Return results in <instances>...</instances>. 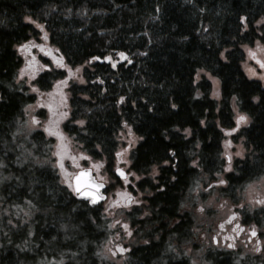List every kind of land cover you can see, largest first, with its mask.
Here are the masks:
<instances>
[{
	"label": "trees",
	"instance_id": "obj_1",
	"mask_svg": "<svg viewBox=\"0 0 264 264\" xmlns=\"http://www.w3.org/2000/svg\"><path fill=\"white\" fill-rule=\"evenodd\" d=\"M261 18L264 0H0V264H113L101 254L111 219L73 196L54 140L26 125L37 96L17 81L21 45L44 33L63 63L81 69L85 84L73 77L64 88L69 114L60 130L72 150L109 169L119 132L130 130V169L152 193L129 215L162 228L192 187L223 171L234 103L250 119L240 131L248 154L222 192L264 176V86L240 66V45L261 39ZM199 73L217 80L218 98ZM65 75L52 68L34 84L46 93ZM158 249L160 242L141 243L134 259L148 264Z\"/></svg>",
	"mask_w": 264,
	"mask_h": 264
},
{
	"label": "flooded vegetation",
	"instance_id": "obj_2",
	"mask_svg": "<svg viewBox=\"0 0 264 264\" xmlns=\"http://www.w3.org/2000/svg\"><path fill=\"white\" fill-rule=\"evenodd\" d=\"M262 28H264V25ZM263 34L264 32H259L260 41L263 39ZM45 43L48 49L41 50V55L38 59L41 72L30 80L35 82L45 71L51 72L52 68H59L65 71L66 75L53 81L51 90L46 93L45 100L40 98L41 92L38 91L35 84L33 85L37 96L33 115L37 123H42L45 118L37 114L38 111L44 110L42 105L47 111H50L54 104L55 108H58V105L61 104V102L56 103L59 97L58 91L54 90V87L57 84H61L59 88H65L73 77V81L83 85L86 81L81 75L80 68H71L63 63L59 59L57 51L48 45L46 39ZM245 46H250V44H241L240 48L242 51ZM258 49L260 50L261 48ZM32 53L30 52L29 54L31 55ZM243 60L240 62V66L246 78L264 86L262 78L251 77L250 74L245 73L242 68ZM107 63L112 68H115L113 67L114 62L107 60ZM257 66V70H261L260 64ZM76 75L78 78H75ZM18 76H22L21 79L24 78L21 73ZM61 81L64 83H59ZM93 81H96L97 84H102L99 77L94 78ZM67 102L68 97H65L63 104L65 110L55 115L56 120H58L56 127H60L68 119ZM62 112L65 113L64 116H61ZM242 115L246 116L243 113ZM236 121L237 118L233 127L226 131L227 148L225 149L224 145L222 152L224 159L223 171L210 178V180L200 181L192 187L193 195L187 200L186 198L182 199L181 206L178 207V217L172 218L169 222L166 221L162 228L155 226V224H150L149 221L146 225L140 226L130 216L131 213H135L133 212L134 208L147 204L144 199L152 193L147 188L140 189L139 180L141 176L130 169L131 151L137 142L136 138L131 135L130 130H127L124 134L119 132V140L122 143H119L114 153L112 166L109 169L104 161H92L83 152L79 151L81 157H76L77 154L74 150L68 145L64 147L63 143L65 141H63V138L65 137L63 132L61 130L57 131L58 137L52 138L55 143L53 150L55 149L58 152L60 149V156L63 158V168L57 165V169L61 175V172H63L69 178V182L66 183L69 187L75 172L84 168L90 169L94 177L98 181L103 182L105 198L98 205L102 207L104 214L111 219L114 237L110 241L114 244L112 247L116 248L118 245L119 249H125L123 252L120 251L118 255L122 259L120 264H127L128 260L133 262V264H137L133 255L135 249L139 244H149L150 241L160 242V249L148 259V264H197V251L206 247L210 249L201 250L204 252L205 264H220V260H225L227 264H264V203H259V201L264 200V190L251 192L247 198L245 197L247 188L259 180H264V176L256 180H248L237 187H230V190L227 189L228 191L222 192V189L228 188L227 174L230 172L236 174L234 166L238 160H244L248 154L244 145L245 138L240 135V131L249 125L250 119L247 117V123H241L238 128ZM43 123L46 124L47 120ZM233 128L236 129L235 132L231 131ZM66 142L70 144L68 141ZM241 149L242 152L240 151ZM117 153H120V155L118 156ZM229 157H231L230 160ZM118 169L123 171L124 176L120 175L117 171ZM221 179L226 181V183L220 184L219 181ZM217 202L222 208V215L214 223L217 207L215 209L213 205L217 204ZM197 211H200L201 218H197ZM187 215L188 218H186ZM180 219H182L181 226H179ZM147 231L149 236L139 241L138 238ZM253 231L256 233L255 236L252 235ZM187 244L186 250L183 247ZM180 245L182 246L180 247ZM229 245H232V247H229ZM197 246L199 247L198 250ZM257 248H259V251H256Z\"/></svg>",
	"mask_w": 264,
	"mask_h": 264
},
{
	"label": "rangeland",
	"instance_id": "obj_3",
	"mask_svg": "<svg viewBox=\"0 0 264 264\" xmlns=\"http://www.w3.org/2000/svg\"><path fill=\"white\" fill-rule=\"evenodd\" d=\"M261 24L264 25V18H261ZM261 33V32H260ZM263 39L260 40H255L252 44H250V46H245L243 47V51H244V60L242 62V68L244 69L246 74H250L251 77H258V78H262V80H264V68H261V70H257V65H259V63L257 61H264V34L262 35ZM40 41L39 42H34V43H28L26 44L23 48H21V54L23 57V66L22 69H20V73L22 74L23 70V79H21L20 76H17V81L26 83V86L28 85L30 87V85H34V82L31 81L30 79L36 75H38L41 72V68L39 67V63H38V59L39 56L41 55V50L43 49H48L46 47V43H45V34L43 33L40 37ZM256 42V43H255ZM48 43V42H47ZM49 45V44H48ZM258 48H261L260 50ZM30 52H33L31 55L29 54ZM251 53H255V58H253V56L251 55ZM57 64V63H56ZM58 65V64H57ZM200 74H204L205 77H207L211 83V95L213 98H218V85L219 83L217 82L216 79L212 78L210 75H208V73H199L197 75V79H199L198 77L200 76ZM202 77V76H200ZM35 78V77H34ZM24 80V81H23ZM24 83V84H25ZM61 84H57L54 87V90L58 91V101L56 103H60L58 105V108H55V104L54 107H51L52 109L50 111H47V109L42 105V107L44 108V110H42L44 112V121L47 120V123H43L44 121H42V123H37V120L35 118V116L33 115L34 113V109L36 106V101L35 100L34 104L32 103L31 105L27 106L25 109V113H26V125L29 126V128H31L32 130H40L44 133L45 136H47V138L52 137V138H57V131L60 130V127H56V125H58V120H56L55 115L59 114L60 111H64L65 110V106H63L64 104V98L66 97V94L64 93V88H59ZM51 90V88L49 89ZM29 92H34V90H29ZM49 92V91H48ZM46 92V93H48ZM46 93H41V99L45 100L46 98ZM50 106L51 103H49ZM38 108V107H36ZM40 109V108H38ZM56 113V114H55ZM233 114L236 118L239 115H242V112L239 111L237 105L234 103L233 104ZM64 116L65 113L62 112L61 116ZM47 116L48 119H47ZM48 129H51L52 132L56 133V135H50ZM124 134V133H123ZM64 136V135H63ZM63 141H65V143H63L64 147H66L67 143H66V139L63 138ZM227 144H225V149L227 148L226 146ZM75 153H79V151H77L76 149H73ZM242 152V149L240 150ZM58 152L60 153V149L58 150ZM55 149L53 150V158L55 159V165L57 167V165H60L58 163V161H62L63 162V158L60 155H56V153H58ZM77 153V154H78ZM55 154V155H54ZM62 175L59 173V175L61 176L62 180L64 182H69V178L63 173L61 172ZM258 190H264V180H259L258 182L253 183L251 186H249L245 192V197L247 198L248 194L251 192H255ZM123 196V195H122ZM215 206V209L217 207V213L214 217V223L216 221L217 218L221 217L222 215V208L220 207V204L217 202V204L213 205ZM221 211V212H220ZM197 218H201V214L200 211H197ZM111 226H112V222H111ZM216 227V226H215ZM113 234V233H112ZM145 234V233H144ZM140 236L138 238V240H143V235ZM111 239L109 238L108 243H106L103 248L101 249V254L103 256L104 259L108 260L109 262H112L113 264H120L121 260L119 258V247L118 245L115 247H112V245H114L112 242V239H114L113 235H110ZM182 245H180L181 247ZM187 245H185L183 248L187 250ZM199 249V247L197 246V250ZM203 249H210L209 247L206 248H202ZM197 251V264H205V259H204V252L203 251ZM117 254V255H116ZM194 254V253H193ZM192 255V254H191Z\"/></svg>",
	"mask_w": 264,
	"mask_h": 264
},
{
	"label": "water",
	"instance_id": "obj_4",
	"mask_svg": "<svg viewBox=\"0 0 264 264\" xmlns=\"http://www.w3.org/2000/svg\"><path fill=\"white\" fill-rule=\"evenodd\" d=\"M81 172L85 173V175L80 176V184L82 186V191L85 193L92 192L93 195L95 197H97L96 203H91L90 198H86L83 195H79L74 191V189L77 185V177L79 176V174ZM93 185H96V186L102 185V187H96L95 189H93V187H92ZM71 186L73 189L74 197L76 199L86 201L90 206H95V205L99 204L105 198V194L103 192V190H104L103 182L96 180L95 177L92 175L90 169L86 168V169H81V170L77 171V173L72 177Z\"/></svg>",
	"mask_w": 264,
	"mask_h": 264
},
{
	"label": "snow or ice",
	"instance_id": "obj_5",
	"mask_svg": "<svg viewBox=\"0 0 264 264\" xmlns=\"http://www.w3.org/2000/svg\"><path fill=\"white\" fill-rule=\"evenodd\" d=\"M26 19H30V17H27ZM243 19H244V18L241 17V20H243ZM33 23H35V22L33 21ZM38 27H39V25H38ZM45 38H46V34H45ZM21 47H24V45H21ZM120 55H121L122 58H124V54H123V53H120ZM251 55L253 56V58H255V53H251ZM106 59H110V58H106ZM257 62L260 64L261 68H264V61H257ZM58 64H59V62H58ZM59 66H63V65H59ZM113 67H115V64H113ZM21 71H22V74H23V70H21ZM69 71H71V70H69ZM59 83H64V82L61 81V82H59ZM33 90L35 91V89H33ZM122 99H123V98H122ZM173 107H175V105H173ZM79 123L83 124V121H79ZM236 123H237V128H238V127L240 126L241 123H247V117L244 116V115H239V116L237 117V121H236ZM48 131H49V134H50V135H56V133L52 132L51 129H48ZM231 131L235 132L236 129L233 128ZM56 155H60V153L58 152V153H56ZM117 155L119 156L120 153H117ZM237 155H239V153H237ZM230 159H231V157H229V160H230ZM58 163L60 164V167L63 168V163H62V161H58ZM117 171L120 173L121 176H124V173H123L122 170L118 169ZM83 175H85V173H84V172H81V173L79 174V176L77 177V185H76L74 191H75L77 194H79V195H83V196H85L86 198H90V202H91V203H96V201H97V197H95V196L93 195L92 192L85 193V192L82 191V186H81V184H80V176H83ZM219 183H220V184H224V183H226V181H224L223 179H221V180L219 181ZM70 186H71V185H70ZM92 187H93V189H95L96 187H102V185H99V186L93 185ZM101 198H102V197H101ZM259 203H264V200L259 201ZM125 227H127V226H125ZM252 235H253V236L256 235L255 231L252 232ZM229 247H232V245H229ZM119 250H120L121 252L125 251V249H122V248L119 249ZM256 251H259V248H257Z\"/></svg>",
	"mask_w": 264,
	"mask_h": 264
}]
</instances>
